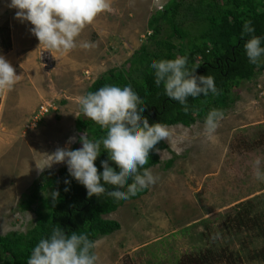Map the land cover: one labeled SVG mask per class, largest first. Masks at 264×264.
Returning a JSON list of instances; mask_svg holds the SVG:
<instances>
[{
	"label": "rangeland",
	"instance_id": "374dc122",
	"mask_svg": "<svg viewBox=\"0 0 264 264\" xmlns=\"http://www.w3.org/2000/svg\"><path fill=\"white\" fill-rule=\"evenodd\" d=\"M10 2L0 0V55L20 80L11 91L0 92L1 235L33 224L32 210L20 209V201L33 182L66 163L43 171L38 166L57 148H70L79 98L92 80L120 66L145 42L147 19L156 10L153 0H112L114 13L100 14L78 38L97 47L61 54L40 45L34 26L16 18ZM231 96L214 143L205 138L203 122L169 126L175 135L149 167L159 176L156 184L103 215L119 228L95 239L102 264H178L196 247L225 248L239 254L240 264H264L247 257L262 246L263 236L229 227L241 202L249 223L264 222V181L252 169L260 157L264 170V72L241 81Z\"/></svg>",
	"mask_w": 264,
	"mask_h": 264
},
{
	"label": "trees",
	"instance_id": "16d2710c",
	"mask_svg": "<svg viewBox=\"0 0 264 264\" xmlns=\"http://www.w3.org/2000/svg\"><path fill=\"white\" fill-rule=\"evenodd\" d=\"M246 21L251 22L255 31L242 37ZM146 26L149 33L145 42L132 51L120 66L108 68L92 80L83 95L105 85L131 86L144 102L142 116L148 119L150 125L160 122L168 126L180 124L187 127L196 121L204 123L206 115L213 108L222 112L227 110L233 103L231 90L237 88L241 81H248L264 72V58L259 66L254 65L249 62L244 48L251 36L264 38V0H167L163 11L155 10L149 15ZM195 55L199 59L195 60ZM177 56H188L190 68L199 64L196 75L213 76L219 90V94L209 92L207 96L189 97L187 112L179 102L165 95L163 84L156 85L155 71L151 68L154 60L174 59ZM78 110L79 114L73 121L76 136L70 146L72 150L82 147V134L95 141L105 137L107 131L83 115L80 105ZM156 147L166 149V144L161 141ZM104 160L119 171L101 145V153L94 162L98 173L103 171L101 161ZM157 162L156 151L152 150L145 167L149 168ZM169 164L170 160H166L164 166L168 167ZM105 187L109 191L114 190L111 185ZM120 190L126 191V187ZM53 191L59 192L55 202L51 196ZM145 191L146 188L127 200L135 199ZM127 200H116L107 194L89 197L85 186L71 176L67 164L47 172L39 182L31 184L30 191L19 204L20 209L32 210L33 224L24 232L0 234V264H27L34 247L41 239L49 238L55 226H60L67 235L72 232L85 233L92 241L116 231L118 222L103 215L113 212ZM243 205L241 202L234 207V217L229 227L251 228L264 238V222L258 224V218H254L249 223L246 220L248 212ZM204 237L208 239V236ZM192 250L182 254L177 263H241L237 252L226 251L225 248L212 250L209 247H196ZM247 257L249 260L263 261L264 243L253 256Z\"/></svg>",
	"mask_w": 264,
	"mask_h": 264
},
{
	"label": "clouds",
	"instance_id": "9594fccd",
	"mask_svg": "<svg viewBox=\"0 0 264 264\" xmlns=\"http://www.w3.org/2000/svg\"><path fill=\"white\" fill-rule=\"evenodd\" d=\"M8 7L17 9L16 18L29 21L34 26L31 31L40 45L50 52L61 54L77 47L89 51L97 47L95 42H78V38L100 14L115 11L112 0H11ZM153 7L163 11L164 0H153ZM254 31L251 22L246 21L242 37ZM262 40L264 38L253 35L244 44L249 62L257 66L264 58ZM188 65V56L154 60L151 64L156 85L163 84L165 95L179 102L185 112L189 110V97L207 96L209 92L219 94L213 76H197L199 64L191 68ZM19 80L20 75L16 74L12 64L0 55V92L11 91ZM78 103L83 115L107 130L106 136L93 141L84 133L80 136L81 148H57L38 168L43 171L53 164L66 163L71 176L85 186L89 197L107 194L116 200H127L155 185L159 176L145 165L152 150L160 152L156 147L159 142L173 139L175 129L160 122L150 125L148 119L142 116L144 102L131 86L105 85L81 96ZM223 117L224 113L215 108L206 115L204 136L209 142L214 143L218 139L215 134ZM74 140V137H70L68 143ZM101 145L119 171L104 160L101 161L103 171L98 173L94 162L101 153ZM252 169L254 177L264 181L260 157L255 158ZM129 180L132 182L129 183ZM105 185L113 186L114 190L109 191ZM125 187L126 191L120 190ZM51 196L55 202L59 192L53 191ZM99 243L90 240L85 233L72 232L67 235L60 226H55L51 236L41 239L34 247L27 264H102L101 257L95 251Z\"/></svg>",
	"mask_w": 264,
	"mask_h": 264
},
{
	"label": "built area",
	"instance_id": "2783aa9c",
	"mask_svg": "<svg viewBox=\"0 0 264 264\" xmlns=\"http://www.w3.org/2000/svg\"><path fill=\"white\" fill-rule=\"evenodd\" d=\"M194 59L197 60V59H199V57H198L197 55H195V56H194ZM41 108H42V107H41ZM41 108H40V109H41ZM43 110L45 111V109H43Z\"/></svg>",
	"mask_w": 264,
	"mask_h": 264
}]
</instances>
